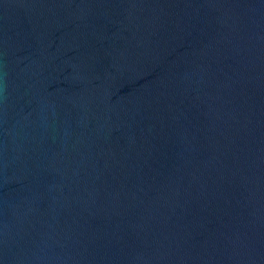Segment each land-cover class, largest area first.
I'll use <instances>...</instances> for the list:
<instances>
[{"label":"water","instance_id":"95a60500","mask_svg":"<svg viewBox=\"0 0 264 264\" xmlns=\"http://www.w3.org/2000/svg\"><path fill=\"white\" fill-rule=\"evenodd\" d=\"M0 264H264V0H0Z\"/></svg>","mask_w":264,"mask_h":264}]
</instances>
